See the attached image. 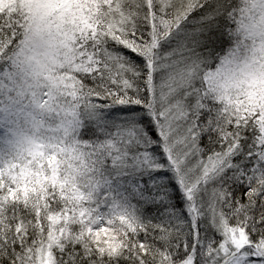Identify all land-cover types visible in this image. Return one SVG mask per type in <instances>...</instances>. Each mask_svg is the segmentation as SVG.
Returning a JSON list of instances; mask_svg holds the SVG:
<instances>
[{"label": "snow or ice", "instance_id": "1", "mask_svg": "<svg viewBox=\"0 0 264 264\" xmlns=\"http://www.w3.org/2000/svg\"><path fill=\"white\" fill-rule=\"evenodd\" d=\"M0 264H264V0H0Z\"/></svg>", "mask_w": 264, "mask_h": 264}]
</instances>
